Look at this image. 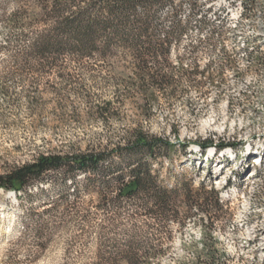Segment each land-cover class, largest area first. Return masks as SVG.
Wrapping results in <instances>:
<instances>
[{"label":"rangeland","instance_id":"rangeland-1","mask_svg":"<svg viewBox=\"0 0 264 264\" xmlns=\"http://www.w3.org/2000/svg\"><path fill=\"white\" fill-rule=\"evenodd\" d=\"M12 1L0 0V43L5 37L1 16ZM196 1L193 13L184 3L181 18L191 15V24L167 54L172 66H195L193 82L183 81L172 100L166 99L172 90L156 93L160 98L147 106V117L140 115L144 99L139 94L113 103V119L107 122L90 116L92 108L112 98L109 85L100 79H78L86 86L85 98L58 94L54 89L63 87V81L56 76L41 80L32 94L27 92L29 82L0 81V174L40 153L122 143L134 128L172 143L178 136L181 146L160 160L161 178L168 185L181 176L193 180L194 188L201 182L211 184L228 213L222 225L203 228L196 222L202 216L198 212L182 229L174 224L162 264L190 258L200 250L203 235L210 233L228 254L226 264H264V0H246V5L239 0ZM67 70L75 73L73 65ZM207 139L237 145L218 154L208 148L199 158L195 143ZM52 180L54 186L28 188L30 199L0 190V264L83 261L113 238L99 231V225L108 224L103 223L105 213L97 208L96 195L80 194V209L65 214L66 219L62 208L47 212L48 200L83 190L69 180L47 177ZM36 190L50 191L37 195ZM39 223L45 226L42 231Z\"/></svg>","mask_w":264,"mask_h":264},{"label":"trees","instance_id":"trees-1","mask_svg":"<svg viewBox=\"0 0 264 264\" xmlns=\"http://www.w3.org/2000/svg\"><path fill=\"white\" fill-rule=\"evenodd\" d=\"M184 3L192 13L197 8L196 0H13L12 8L1 16L5 37L0 43V81L29 82L32 88L27 92L32 94L41 80L56 76L63 81V87L54 89L58 94L85 98L86 86L78 79H100L109 85L112 98L92 108L90 116L107 122L113 119V103L139 94L144 99L140 115L147 117V106L160 98L156 93L172 90L166 98L172 100L183 81L193 82L195 66L184 70L167 58L191 24V15L181 18ZM69 65L75 73L68 72ZM1 91L8 94L5 88ZM175 137L177 143H172L134 128L122 143L40 153L0 174V190L30 199L31 186L55 185L56 180L48 182L47 177L69 180L83 190H68L44 203L50 205L47 212L62 208L63 219L80 209V194L98 196L97 208L108 224L99 225V231L113 238L94 257L69 258L65 264H162L171 248L174 224L182 229L198 212L202 216L196 222L203 228L222 225L228 213L211 184L201 182L194 188L193 180L181 176L168 185L161 178L163 154L181 146ZM195 145L202 158L208 148L218 154L237 144L207 139ZM36 191L45 195L50 190ZM38 226L40 231L45 227ZM36 235L43 238L42 232ZM227 258L221 242L210 233L203 235L200 250L190 258L170 264H226Z\"/></svg>","mask_w":264,"mask_h":264}]
</instances>
